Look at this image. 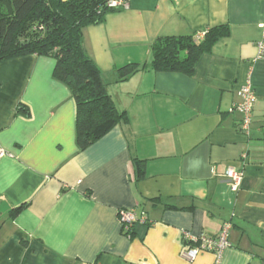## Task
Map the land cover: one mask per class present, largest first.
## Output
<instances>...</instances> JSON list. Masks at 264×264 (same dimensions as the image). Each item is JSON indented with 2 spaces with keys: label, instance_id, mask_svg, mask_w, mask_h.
<instances>
[{
  "label": "crops",
  "instance_id": "0c3cea01",
  "mask_svg": "<svg viewBox=\"0 0 264 264\" xmlns=\"http://www.w3.org/2000/svg\"><path fill=\"white\" fill-rule=\"evenodd\" d=\"M68 1V0H64ZM84 31V46L124 117L81 150L70 88L56 62H0V264H264V0H126ZM228 37L193 75L152 68L160 37ZM140 71L119 82V70ZM256 96L249 133L233 112L240 90ZM26 108V113L21 111ZM135 160L141 163L138 176ZM242 171L239 191L227 170ZM140 177V178H139ZM138 223L123 232L119 212ZM143 218H145L143 220ZM221 258H183L184 233L216 239Z\"/></svg>",
  "mask_w": 264,
  "mask_h": 264
},
{
  "label": "trees",
  "instance_id": "16d2710c",
  "mask_svg": "<svg viewBox=\"0 0 264 264\" xmlns=\"http://www.w3.org/2000/svg\"><path fill=\"white\" fill-rule=\"evenodd\" d=\"M110 1L0 0V62L27 55L55 60L54 77L70 88L76 103L81 150L103 138L124 117L108 93L102 71L84 46L88 27L100 25L108 15L122 11L110 8ZM229 34L228 26H219L209 30L202 40L193 36L160 37L152 45V68L156 72L193 75L202 55L211 53L215 44ZM139 71L138 64L121 68L119 82ZM25 109L21 111L26 113ZM135 164L140 176L141 163L135 160ZM123 211L119 212L120 218ZM135 217L129 231L122 227L125 234L133 233L138 223ZM227 224L232 229V224Z\"/></svg>",
  "mask_w": 264,
  "mask_h": 264
},
{
  "label": "built area",
  "instance_id": "2783aa9c",
  "mask_svg": "<svg viewBox=\"0 0 264 264\" xmlns=\"http://www.w3.org/2000/svg\"><path fill=\"white\" fill-rule=\"evenodd\" d=\"M110 8H120L126 9L128 7L126 0H111L108 3ZM204 35L198 36L199 40H202ZM257 60H264V44L261 43L258 45V56ZM241 98V102L237 104L233 111L239 112L244 116L242 130L247 134L250 131V126L252 123V112L253 107L256 102V96L253 90V86L251 83H248L244 86L239 93ZM7 153L0 148V160L5 158ZM225 177L228 182L227 185L229 189L234 192L239 191L242 186L244 180V174L242 171H237L235 169L227 170ZM136 215L133 210L123 211L121 214L120 222L121 226L124 227V230L129 231L130 227L134 222H136ZM231 231V225L226 224L223 228L219 236L214 239L207 236L194 237L190 233H184V239L186 244H188V248L183 251V258L188 260L189 262H193L202 252H210L216 255L218 259L221 258L223 252L232 247V244L229 240Z\"/></svg>",
  "mask_w": 264,
  "mask_h": 264
}]
</instances>
